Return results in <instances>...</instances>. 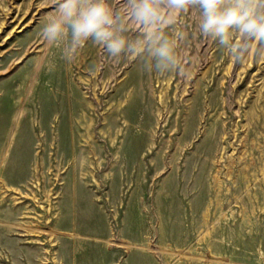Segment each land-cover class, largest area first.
Masks as SVG:
<instances>
[{
  "label": "rangeland",
  "instance_id": "obj_1",
  "mask_svg": "<svg viewBox=\"0 0 264 264\" xmlns=\"http://www.w3.org/2000/svg\"><path fill=\"white\" fill-rule=\"evenodd\" d=\"M56 7L0 0V264H264V40L233 62L198 9L162 13L182 75H160L91 41L66 59Z\"/></svg>",
  "mask_w": 264,
  "mask_h": 264
},
{
  "label": "clouds",
  "instance_id": "obj_2",
  "mask_svg": "<svg viewBox=\"0 0 264 264\" xmlns=\"http://www.w3.org/2000/svg\"><path fill=\"white\" fill-rule=\"evenodd\" d=\"M56 11L47 16L40 35L48 45L63 44V55L71 60L76 51L91 41L111 57L129 56L133 61H151L146 70L163 75L173 70L182 75L176 48L161 30L162 13L198 9L196 26L202 38L231 45L233 62H244L238 53L241 41L259 45L264 40V0H126L131 20L143 26L141 39L130 41L126 28L109 0H56ZM238 30V31H237ZM251 57L260 59L247 49Z\"/></svg>",
  "mask_w": 264,
  "mask_h": 264
},
{
  "label": "bare ground",
  "instance_id": "obj_3",
  "mask_svg": "<svg viewBox=\"0 0 264 264\" xmlns=\"http://www.w3.org/2000/svg\"><path fill=\"white\" fill-rule=\"evenodd\" d=\"M15 80V79H14ZM21 80V79H20ZM55 81V80H54ZM60 81H62L61 79H60ZM5 82V81H4ZM71 83V82H70ZM3 84V83H2ZM8 84H10L9 82H8ZM11 85H13V84H11ZM9 86V85H8ZM59 87H61V86H59ZM2 88V87H1ZM15 88V87H14ZM18 88H20V87H18ZM67 88H68V86H67ZM73 88V87H72ZM74 90V89H73ZM12 91V90H11ZM7 92V91H6ZM9 92V91H8ZM49 92V91H48ZM9 93H11V92H9ZM14 93H16V92H14ZM13 93V94H14ZM54 94V93H53ZM15 95V94H14ZM69 99V98H68ZM62 100V99H61Z\"/></svg>",
  "mask_w": 264,
  "mask_h": 264
}]
</instances>
